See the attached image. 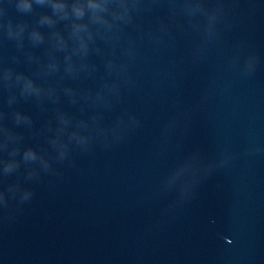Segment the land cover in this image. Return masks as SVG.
Here are the masks:
<instances>
[{
	"label": "water",
	"instance_id": "obj_1",
	"mask_svg": "<svg viewBox=\"0 0 264 264\" xmlns=\"http://www.w3.org/2000/svg\"><path fill=\"white\" fill-rule=\"evenodd\" d=\"M0 264H264V0H0Z\"/></svg>",
	"mask_w": 264,
	"mask_h": 264
}]
</instances>
